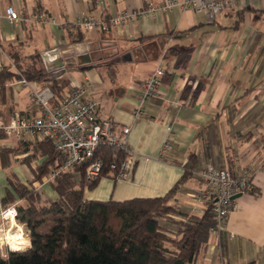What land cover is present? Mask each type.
<instances>
[{"label": "crops", "instance_id": "crops-1", "mask_svg": "<svg viewBox=\"0 0 264 264\" xmlns=\"http://www.w3.org/2000/svg\"><path fill=\"white\" fill-rule=\"evenodd\" d=\"M162 1L0 0V62L15 71L11 62L20 67L33 56L42 59L53 47L99 43V49L91 54L103 58L70 66L62 75L70 83L85 85L84 97L97 100L99 116L111 119L115 129L130 127L128 150L134 161L126 179L102 177L94 188L85 190V198L162 196L180 180L190 159H194L190 164L194 171L209 160L232 174L247 169L258 193L244 192L235 198L225 230L210 234L197 262L264 264V0H235L213 16L174 7L107 31L60 28L28 20L38 11L59 19L85 13L108 20L119 11L146 9ZM8 6L24 19L10 22L5 15ZM158 65L164 69L159 86L162 95L146 101L144 114L134 117L141 82ZM14 111L26 117L38 114L29 87L18 79L6 81L0 89V119L7 120ZM166 139L172 147L162 159L160 149ZM6 142V138L0 140V144ZM0 167L1 199L6 173ZM10 167L21 180L31 179L33 163L14 160ZM201 187L197 176L188 177L171 203L187 216H201L205 207L193 197ZM37 190L45 202L57 197L48 182L39 184ZM8 209L9 219L4 220L6 210L0 205L2 250L7 248L5 236L8 243L20 241L19 232L29 239L27 229L15 219V209ZM9 211H14V217ZM187 216H171L168 230L176 231L179 221L184 222Z\"/></svg>", "mask_w": 264, "mask_h": 264}, {"label": "trees", "instance_id": "trees-1", "mask_svg": "<svg viewBox=\"0 0 264 264\" xmlns=\"http://www.w3.org/2000/svg\"><path fill=\"white\" fill-rule=\"evenodd\" d=\"M20 68L28 81L43 82L56 97H62L69 89L70 80L64 75L50 78L38 55ZM11 79H20V75L7 67L0 68V89ZM5 137L0 131V140ZM17 154H25L22 163L37 166L32 169L36 174L34 180L23 181L11 169L14 160L10 158ZM125 155L117 147L99 145L95 158L104 164L101 174L86 178V164L60 172L48 181L57 197L45 202L35 181L62 164L52 140H21L16 145L0 146V164L6 173L0 205L3 210L14 208L15 219L29 230L26 246L22 247V241H14L8 243L11 250L0 248V264H199L196 259L208 244L213 215L206 207L201 216H187L171 203L180 184L197 176L199 169L194 171L190 165L194 159L183 166L180 180L162 196L126 200L85 198V190L108 176L111 161H119ZM250 192L258 193L254 188ZM171 216H187L173 233L167 227ZM43 224L47 225L46 230Z\"/></svg>", "mask_w": 264, "mask_h": 264}, {"label": "built area", "instance_id": "built-area-1", "mask_svg": "<svg viewBox=\"0 0 264 264\" xmlns=\"http://www.w3.org/2000/svg\"><path fill=\"white\" fill-rule=\"evenodd\" d=\"M233 1L235 0H163L160 4H149L146 9L119 11L111 15L108 20L98 19L85 13H77L72 18L59 19L45 11H38L28 20L41 24L50 23L60 28L69 26L84 31L97 29L107 31L110 28L133 23L147 14L155 15L174 7L193 9L213 16L230 6ZM5 15L10 22L24 19L12 6L5 8ZM10 64L20 75L18 81L29 87L31 101L37 107L38 114L26 117L14 111L7 120L0 119V131L16 141L35 142L46 138L52 140L62 164L50 169L48 175L44 177L45 182L53 179L60 172L69 171L82 164H86V178L98 177L104 168L102 160L95 158V151L99 145L114 146L126 152L119 161H111L107 175L114 180L128 177L134 161L128 150L129 126L115 129L111 119L101 118L97 100L84 97L86 93L84 84L71 81L67 93L62 97H56L49 86L33 84L22 75L20 67L13 62ZM3 65L0 62V68ZM163 74V67L158 65L150 76L141 82L139 103L132 110L134 117L144 114L143 105L146 101L161 97L159 86ZM171 147L170 141L166 139L160 149L159 157L162 159L166 157ZM196 174L202 182V187L193 193V197L205 208L210 209L214 218L210 232L219 235L225 230L226 216L234 206L235 195L253 189L250 174L247 169L232 174L228 169L212 162L205 163Z\"/></svg>", "mask_w": 264, "mask_h": 264}, {"label": "water", "instance_id": "water-1", "mask_svg": "<svg viewBox=\"0 0 264 264\" xmlns=\"http://www.w3.org/2000/svg\"><path fill=\"white\" fill-rule=\"evenodd\" d=\"M99 43L69 44L64 48L53 47L42 55L44 67L55 78L62 75L66 69L75 64H88L103 57H93L91 51L98 50ZM50 55L54 57H50ZM241 193L235 195L238 197Z\"/></svg>", "mask_w": 264, "mask_h": 264}, {"label": "rangeland", "instance_id": "rangeland-1", "mask_svg": "<svg viewBox=\"0 0 264 264\" xmlns=\"http://www.w3.org/2000/svg\"><path fill=\"white\" fill-rule=\"evenodd\" d=\"M15 62V61H14ZM45 68V67H44ZM46 70V69H45ZM47 71V70H46ZM48 73H49V76H50V78H53L51 75H50V72L49 71H47ZM41 86H43V84H41ZM28 89V88H27ZM6 139H7V141L8 142H6V143H4V144H0V146H2V147H6V146H11V145H16L17 144V142H16V144H11L12 143V141L14 140L13 138V140L12 139H10V137H5ZM15 141V140H14ZM8 143V144H7ZM18 155V154H17ZM14 156H16V155H13V156H11V158H10V160H16V161H18V162H20V163H22L21 162V160L23 159V157L24 156H18L17 158H15ZM25 162V161H24ZM208 162H212L213 163V161L212 160H209ZM26 165H29V164H27V163H25ZM33 165H34V167H36L37 168V166L35 165V163H33ZM0 170H1V167H0ZM32 171V177H31V179L30 180H34L35 179V177H36V174H35V172H33V170H31ZM30 180H28V181H30ZM44 182L45 181V178L43 177V179L42 180H39V181H35V184H36V186H38V183L39 182ZM45 187H47L48 188V186H45ZM236 198V197H235ZM46 202H49V201H46ZM8 210H10V209H7L3 214H2V219H4V220H8L9 219V217H8V215H7V211ZM12 217H14V211H13V214H12ZM9 224V223H8ZM42 226H44L45 228V230L47 229V225H45V224H43ZM8 227V226H7ZM6 227V228H7ZM8 229V228H7ZM7 229H5V231L7 230ZM27 231H28V233H29V230L27 229ZM27 233V234H28ZM19 234H20V238H21V240L20 241H22V247H24V246H26L27 245V243H28V238H26V237H24L23 236V234H22V232H19ZM5 241H6V243H7V245H6V243H4L5 245H6V247H7V249L9 250L10 249V247H9V244H8V242H7V237L5 236ZM4 244H3V246H4ZM9 247V248H8ZM21 247V248H22ZM20 248V249H21ZM198 259H199V257L196 259L197 261H198Z\"/></svg>", "mask_w": 264, "mask_h": 264}, {"label": "bare ground", "instance_id": "bare-ground-1", "mask_svg": "<svg viewBox=\"0 0 264 264\" xmlns=\"http://www.w3.org/2000/svg\"><path fill=\"white\" fill-rule=\"evenodd\" d=\"M10 216L13 214V212L12 211H9V213H8ZM8 237V236H7Z\"/></svg>", "mask_w": 264, "mask_h": 264}]
</instances>
